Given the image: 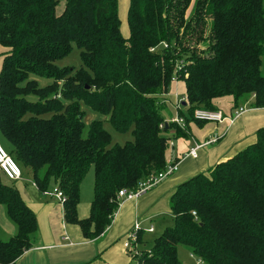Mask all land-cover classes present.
Instances as JSON below:
<instances>
[{
    "label": "trees",
    "instance_id": "obj_1",
    "mask_svg": "<svg viewBox=\"0 0 264 264\" xmlns=\"http://www.w3.org/2000/svg\"><path fill=\"white\" fill-rule=\"evenodd\" d=\"M192 3L129 0L125 36L118 0H66L62 14L58 0H0V131L13 146L8 153L39 191L63 192L65 221L87 239L111 225L121 189L136 190L166 169L172 139L190 136V122L208 123L194 118L196 109L218 110L214 99L225 95L233 110L249 96L252 107H264V0ZM73 44L80 66L62 65ZM176 80L185 83L184 128L163 116ZM82 104L133 139L113 143L102 119L86 126ZM91 167L90 215L79 218ZM0 205L17 227L0 240V264H16L38 222L1 170ZM170 207L173 222L151 245L138 233L134 264H181L180 245L208 264H264V127L242 150L180 183Z\"/></svg>",
    "mask_w": 264,
    "mask_h": 264
},
{
    "label": "crops",
    "instance_id": "obj_2",
    "mask_svg": "<svg viewBox=\"0 0 264 264\" xmlns=\"http://www.w3.org/2000/svg\"><path fill=\"white\" fill-rule=\"evenodd\" d=\"M126 4L129 5L128 0ZM127 30L129 33L126 25L123 35L128 36ZM262 66L261 73L264 75ZM172 88L173 86L163 97L166 105L163 116L167 122L179 116L180 112V96ZM252 100L253 96H249L243 101H237L239 107H246L238 117L232 118L235 110L239 108L233 110V99L231 108H226V112L218 108L228 119L204 125L190 122V136L172 139L166 152V159L178 162V169L139 197L122 200L111 225L95 239L85 238L78 224L69 225L64 219L61 201L55 196L44 197L42 194L48 193L49 190L39 191L33 181L32 185L40 193L39 196L36 195L38 197L33 199L26 193L19 192L37 217L38 233L33 246L17 259L16 264H134L130 250L123 245L124 238L134 222L140 220L144 228L152 225L153 232L156 225H161L164 229L173 222L170 198L180 183L234 155L255 140L256 131L264 127V107H252ZM214 138H217L215 143L198 149L197 157L188 154L195 144H202ZM25 171V176L33 180L31 173ZM20 180L12 181L18 190ZM92 199L93 193L91 196L87 193L85 205L81 204L77 209L78 216L82 218L90 215L87 209L91 207L89 203ZM16 232L15 223L7 214L4 205H0V240H8ZM153 232L145 231L144 235Z\"/></svg>",
    "mask_w": 264,
    "mask_h": 264
},
{
    "label": "rangeland",
    "instance_id": "obj_3",
    "mask_svg": "<svg viewBox=\"0 0 264 264\" xmlns=\"http://www.w3.org/2000/svg\"><path fill=\"white\" fill-rule=\"evenodd\" d=\"M127 0H118V14H119V18L121 20V30L123 32L124 27L127 24V11H128V4H126ZM129 1V0H128ZM195 0H192V4H191V8L194 4ZM66 6V0H58V5L56 6V11L57 14H62L64 9ZM190 8V9H191ZM124 33V32H123ZM127 34H128V30H127ZM4 47H2L0 45V70L3 64V57H4ZM62 65H75V66H80L81 64V57H80V50L79 48L73 44V49L70 52V54L61 62ZM262 70L264 72V61H263V66H262ZM39 84L41 86L46 85V82L44 81H40ZM172 90L177 91V93L179 94L180 98L182 97V95L185 92V83L183 82V80H176L172 83ZM182 99H180L181 101ZM245 99H242V101ZM232 101L233 98L230 95H225V96H220L214 99V105L217 106V108H220L223 112H226V108H231L232 106ZM82 110L84 111V121H85V125L88 126V123L90 121H92L93 119H102L104 122V126L105 128H107L108 130H110L111 134H112V142L113 143H125L128 140L133 139L131 131L127 132V133H119L117 131H115L112 126L110 125V123L106 120V116L93 111L91 108H89L87 105L82 104ZM180 110H182V112L184 114H187L188 112V108L186 106H181ZM178 140V139H176ZM0 143L1 145L4 147V149L9 152L10 150H12L13 146L12 144L3 136V134L0 131ZM26 171L23 169L22 170V176H21V180L19 181V186L20 189L19 191L22 193H26L27 195H29L30 197L36 198L40 195V193L38 192V190L32 185L33 180L26 175ZM15 181V180H13ZM29 181V182H27ZM18 182V181H16ZM34 183V182H33ZM94 185V172H93V168L91 167L90 169H88L83 182H82V186L80 189V201L78 204H84L85 205V197L88 193L89 196H91V193L94 192L93 186ZM49 191H47L48 193L46 194H42L44 197H54L53 193H54V187L50 186ZM39 193V194H38ZM38 195V196H36ZM59 200V199H58ZM60 201V200H59ZM92 202V200H91ZM91 202L89 203V206H91ZM88 213L90 212V207L89 209H87ZM89 215V214H88ZM85 216V217H88ZM80 217V216H79ZM82 217V218H85ZM81 218V217H80ZM170 219V218H168ZM170 221V220H169ZM73 224V223H68ZM77 226V225H76ZM163 231V228H161V225H156L155 226V232L153 233H146L144 235V241L148 242V245H151L153 242V239L155 236L159 235L161 232ZM178 256H179V260L181 262V264H197V257L193 256L190 254L189 249L186 246L180 245L179 249H178ZM201 264H208L206 262H202Z\"/></svg>",
    "mask_w": 264,
    "mask_h": 264
},
{
    "label": "built area",
    "instance_id": "obj_4",
    "mask_svg": "<svg viewBox=\"0 0 264 264\" xmlns=\"http://www.w3.org/2000/svg\"><path fill=\"white\" fill-rule=\"evenodd\" d=\"M180 103L181 101L178 102L179 108H180ZM245 109L246 107L240 106L238 109L235 110L232 118L238 117L240 114H242L245 111ZM194 118L196 120L206 121V122H222L228 119L220 110H207V109H196L194 111ZM171 122L181 125L183 128L185 127L184 119L179 116L172 118ZM216 141L217 138H214V139H209L202 144H195V146L190 149L188 154L191 155L192 157H197L199 148L208 144H213ZM177 169H178V162L174 160L170 161L164 171L160 172L157 175L150 176L148 179L142 181L136 190L128 191L126 189H121L118 195L122 200L137 198L146 191H148L149 189L159 184L163 179L171 175ZM0 170L5 175V177L10 181L20 179L22 176L21 166L4 149L1 143H0ZM34 185L36 184L34 183ZM54 190L55 191L53 195L57 199L62 201L64 196L63 192L58 189H54ZM193 214H195V212H193ZM140 231L153 232L154 227L150 225L149 227L144 228L140 220H136L134 222L133 226L131 227V229L128 231L127 235L124 238L123 245L125 248L132 251V253L135 255L138 253L139 244L137 242V237ZM202 262L203 261L200 258H197V264H201Z\"/></svg>",
    "mask_w": 264,
    "mask_h": 264
},
{
    "label": "water",
    "instance_id": "obj_5",
    "mask_svg": "<svg viewBox=\"0 0 264 264\" xmlns=\"http://www.w3.org/2000/svg\"><path fill=\"white\" fill-rule=\"evenodd\" d=\"M183 105H185V103H183ZM168 125L166 124V127H167Z\"/></svg>",
    "mask_w": 264,
    "mask_h": 264
}]
</instances>
